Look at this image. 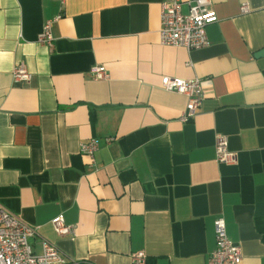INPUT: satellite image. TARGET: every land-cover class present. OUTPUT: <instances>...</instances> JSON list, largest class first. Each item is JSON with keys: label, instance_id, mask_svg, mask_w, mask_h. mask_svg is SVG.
I'll use <instances>...</instances> for the list:
<instances>
[{"label": "crops", "instance_id": "1", "mask_svg": "<svg viewBox=\"0 0 264 264\" xmlns=\"http://www.w3.org/2000/svg\"><path fill=\"white\" fill-rule=\"evenodd\" d=\"M162 1L0 0V205L36 227L33 252L47 241L65 264H131L137 251L207 264L221 216L237 264H264V0H207L217 20L192 50L159 43ZM179 1L186 12L194 0ZM18 62L27 82L12 78ZM165 76L200 80L189 120ZM91 138L89 159L79 145ZM57 215L71 234L56 235Z\"/></svg>", "mask_w": 264, "mask_h": 264}, {"label": "built area", "instance_id": "2", "mask_svg": "<svg viewBox=\"0 0 264 264\" xmlns=\"http://www.w3.org/2000/svg\"><path fill=\"white\" fill-rule=\"evenodd\" d=\"M207 0H194L187 2V11L182 12V3L179 0H164L160 7V27L158 29L159 43L184 47L187 50L197 49L207 45L205 27L217 20L215 11L206 7ZM241 12H248L246 2L240 5ZM48 19L44 22L37 41L42 44L51 42V25L57 20ZM91 73L98 79L108 78V74L101 66L91 68ZM14 81L27 82L30 73L22 62H18L12 70ZM161 88L174 91L186 97L184 111L180 116L181 121H187L195 115L200 107L203 92L198 78L183 79L165 76L161 81ZM113 137L105 138L106 142ZM99 140L91 138L81 142L79 151L82 155L92 159L99 147ZM215 160L219 163H228L233 160V153L228 150L225 135L217 134L215 143ZM51 225L58 236L72 233L70 225L66 224L62 215L51 219ZM215 248L211 251L207 264H237L242 255L240 247L235 244L225 230L224 219L219 216L214 220ZM36 234V227L28 225L13 213L0 205V264H65L66 257L57 248L42 242L41 253L33 252L30 238ZM131 264H146L143 251L133 252L130 256Z\"/></svg>", "mask_w": 264, "mask_h": 264}, {"label": "water", "instance_id": "3", "mask_svg": "<svg viewBox=\"0 0 264 264\" xmlns=\"http://www.w3.org/2000/svg\"><path fill=\"white\" fill-rule=\"evenodd\" d=\"M262 55H264V48L260 49L259 51H257L254 54L255 57H259V56H262Z\"/></svg>", "mask_w": 264, "mask_h": 264}]
</instances>
